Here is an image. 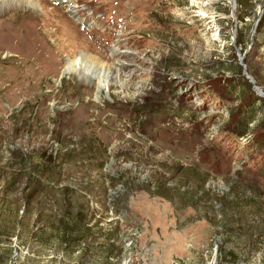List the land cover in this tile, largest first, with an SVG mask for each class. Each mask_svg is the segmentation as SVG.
Returning <instances> with one entry per match:
<instances>
[{
	"label": "rangeland",
	"instance_id": "1",
	"mask_svg": "<svg viewBox=\"0 0 264 264\" xmlns=\"http://www.w3.org/2000/svg\"><path fill=\"white\" fill-rule=\"evenodd\" d=\"M41 1L0 10V264H264V0Z\"/></svg>",
	"mask_w": 264,
	"mask_h": 264
},
{
	"label": "bare ground",
	"instance_id": "2",
	"mask_svg": "<svg viewBox=\"0 0 264 264\" xmlns=\"http://www.w3.org/2000/svg\"><path fill=\"white\" fill-rule=\"evenodd\" d=\"M12 5V9L13 11H16V7L19 5H23L26 6L27 8H36L37 10H40V12H43L44 14L45 11L43 9H45V6L43 5L41 0H0V10L1 7L4 5ZM43 5V6H42ZM76 8L70 6L68 3L66 4V13L69 14L70 16L76 17L75 13ZM78 21V19H77ZM63 28H62V32L63 34L65 33H69V31H72V28L70 25L64 23L62 24ZM70 34V33H69ZM113 52V51H112ZM116 52H113V54H115ZM86 54L82 55L78 60L76 61H71L68 59H65V68L61 71V74H71L74 73L77 75L78 78H80L81 80H88L89 82L93 81V79L97 80V87L98 88H104L105 86L108 85L109 79L111 77V67H105L104 69H100L99 72L97 73H92L91 71H89L87 68V66L85 67V63H81L82 60H84L86 58ZM124 61H126L125 59H123V61L121 62H117L118 66H124ZM117 65V64H116ZM127 66V65H126ZM116 71V69H115Z\"/></svg>",
	"mask_w": 264,
	"mask_h": 264
},
{
	"label": "trees",
	"instance_id": "3",
	"mask_svg": "<svg viewBox=\"0 0 264 264\" xmlns=\"http://www.w3.org/2000/svg\"><path fill=\"white\" fill-rule=\"evenodd\" d=\"M245 133H246V131H244V130H241L240 131V135L241 136H244ZM47 157H48L49 162H40V164L39 163L34 164L33 163L34 162V158L32 156L29 157L28 155L27 156L26 155H22L21 162L24 163V166L28 162L27 164H28L29 167H28V170H27L26 174L28 175V178L30 180V184H32L33 181H35L38 178V176H37L38 174H36V173H39L40 172L39 170H37V167L38 166L39 167H42V169H45L46 170L48 168V165L51 164V161L54 160V159H56V156L53 158V155L52 154H50ZM42 169H41V171H42ZM31 179H33V180L31 181ZM29 186H32V185H29ZM34 193H36L35 192V189H33L30 192V195H28L27 197H25L26 198V201H27V207H28V205L30 206L32 203H34L36 206L38 205V207L41 206V201H39L38 199H32ZM62 193L64 195L63 196L64 198H63V200L61 202L62 205L64 206V205H66L69 202L68 203L69 204L68 209L71 210V207H74V206H72V202L70 201V197L72 196L73 189L70 188V187H65L62 190ZM48 210L53 211L52 209H48ZM68 215L69 214H67V213L65 214V216H64V218H63V220L61 222V225L62 226L56 228L57 229L56 232L59 235V242L60 243H67L69 241L68 240V236L70 235L69 232L70 231H74L73 228L76 229V231L79 232V231H81V228L85 226L84 224H81V222H80L81 220L79 219L80 216L84 217L83 214H79V215H77L75 217L72 216L71 218H68ZM69 219L72 220V223L70 221H68ZM40 220H41V218H40Z\"/></svg>",
	"mask_w": 264,
	"mask_h": 264
},
{
	"label": "water",
	"instance_id": "4",
	"mask_svg": "<svg viewBox=\"0 0 264 264\" xmlns=\"http://www.w3.org/2000/svg\"><path fill=\"white\" fill-rule=\"evenodd\" d=\"M230 1L233 4V0H230ZM242 61H243V58L240 59V64H241L242 68L244 69V66L242 65ZM243 75L248 79L249 83L252 86V89H254V91L256 92V94L264 100V92L261 89H259L257 86H255V84L253 82V79L247 73L246 69H244Z\"/></svg>",
	"mask_w": 264,
	"mask_h": 264
}]
</instances>
